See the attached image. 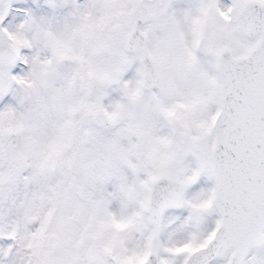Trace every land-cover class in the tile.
Instances as JSON below:
<instances>
[{"label":"snow or ice","instance_id":"1","mask_svg":"<svg viewBox=\"0 0 264 264\" xmlns=\"http://www.w3.org/2000/svg\"><path fill=\"white\" fill-rule=\"evenodd\" d=\"M0 264H264V0H0Z\"/></svg>","mask_w":264,"mask_h":264}]
</instances>
